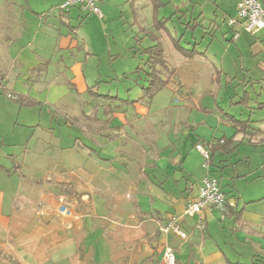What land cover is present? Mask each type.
Returning <instances> with one entry per match:
<instances>
[{
  "label": "rangeland",
  "instance_id": "rangeland-1",
  "mask_svg": "<svg viewBox=\"0 0 264 264\" xmlns=\"http://www.w3.org/2000/svg\"><path fill=\"white\" fill-rule=\"evenodd\" d=\"M5 1L4 11L10 12L0 16V67L8 66L10 70L6 86L38 103L20 106L0 92V214L3 219L10 218V211L16 212L31 197L41 200L51 189L49 180L54 178L79 181L87 168L98 171L109 165L123 177L127 175L125 169L132 168V161L125 156L114 158L102 149L108 145L114 147L117 140H105L104 135L113 130L107 128L101 133L99 120L106 116L105 110L115 111L116 107L121 110V116L126 115L129 120L136 118L141 104L137 100L144 98L142 89L148 84L142 52L154 44L152 35L160 37L166 60L179 70L171 78L173 82L156 96V105L185 102L215 109L219 105L238 119L242 112L249 114L248 109L231 107V99L240 101L244 95V89L237 83L244 78L246 69L257 71L253 54L258 50V37L229 24L237 17L236 0H103V17L77 7L71 8L72 13L61 10L67 0ZM33 11L45 13L38 19ZM155 17L173 18L167 25L170 35L161 37L155 28L152 30ZM193 19L202 26L196 30L188 28L186 23ZM145 29H150L148 36ZM19 32L24 33L22 37ZM170 36L180 38L185 48L196 49L198 53L193 58L180 54ZM8 37L12 39L8 41ZM22 50L37 56L40 65L25 79L16 81L12 61ZM139 66L142 69L138 70ZM219 72L222 74L219 84L223 87L217 91L218 85L212 81ZM230 78L235 80L226 84ZM179 81L184 85L183 90L179 89ZM117 95L120 99L115 98ZM177 115L179 112L173 108L155 113L153 132L158 134L160 147L168 135H176L173 129ZM213 115L200 111L198 122L206 119L212 123ZM252 116L260 119L264 112L257 111ZM225 129L229 135L232 133L225 126L220 131ZM245 159L248 165L243 163ZM231 162L237 164L223 173H212L224 190H229L226 186L229 182L236 186L238 195L264 196L262 154L243 144ZM17 163L21 167H15ZM22 184H34L36 192L27 185L25 191ZM261 202L262 206L254 204L251 210L264 213V200ZM60 212L70 214L64 207ZM190 223L187 237L196 258L202 255L205 264L239 261L264 264V255L239 240L240 236L233 231V219L224 211L208 210L202 229L199 217ZM7 244L0 239V264H18Z\"/></svg>",
  "mask_w": 264,
  "mask_h": 264
},
{
  "label": "crops",
  "instance_id": "crops-1",
  "mask_svg": "<svg viewBox=\"0 0 264 264\" xmlns=\"http://www.w3.org/2000/svg\"><path fill=\"white\" fill-rule=\"evenodd\" d=\"M102 2L103 0L100 7ZM6 6V1L0 0L1 17L9 15L10 11H4ZM33 13L40 19L45 12ZM225 17L226 14L224 19ZM6 21L8 24V20ZM197 23L194 30L202 26V23ZM152 27L154 30V24ZM147 30L150 29H145L146 36L149 35ZM19 34L22 37L24 33ZM254 36L258 37V50L253 54L257 71L253 73L246 69L244 78L237 83L238 87L244 89V95L240 101H236L234 97L231 99V107L234 105L240 109H248L249 114L242 112L238 119L230 115L227 108L218 104V109L187 105L185 102L177 105L170 102L169 106L163 105L165 103L156 105V96L171 82L151 102L144 98L137 100L141 104L134 120H129L126 115L121 116L119 107L115 111L105 110L106 116L99 120L102 124L100 132L105 133L107 128L113 130L111 134L104 135L105 140H117V145L114 143V147L108 145L102 149L114 158L127 157V160L132 161V168L125 169V177L116 173L109 165L98 171L87 168L79 181L54 178L49 180L51 184L48 186L51 189L41 200H33L32 197L27 199L24 206L16 212L10 211V218L3 219L0 214V239L6 240L7 245L11 246L9 251L17 258L18 264H166L163 258L166 245L174 249L178 264H205L202 255L196 258L189 237L182 239L173 233L174 236H164L160 227L173 216H179L184 231L191 229L190 222L197 217L184 216L187 202L198 196L202 180L207 174L223 173L224 169L237 164L231 161L241 145L247 144L262 154L263 164L260 167L264 171V117L255 119L252 116L257 111L264 112V32ZM234 37L235 35L231 40ZM10 39L12 38H7L8 41ZM12 63L16 81H19L34 72L39 67L40 60L29 50H22ZM13 69L11 71L14 73ZM178 72L177 69L176 76ZM9 73L8 66L0 67L1 95L7 98L8 95L27 98L25 94L6 86ZM218 74L215 81H212V84L218 85L217 91L223 87L222 83L219 84L222 74ZM234 78H230L226 84L234 81ZM92 87L89 88L91 92ZM179 87L181 90L184 88L180 81ZM115 98L120 99L119 95ZM29 99L38 103L34 98ZM171 108L179 112L173 129V134L175 131L176 135L172 136L173 139L168 135L164 145L160 147L157 144L158 134L153 132L156 124L153 125L152 120L156 117L155 113H163ZM200 111L213 113L212 123L206 119L199 123ZM237 120L248 121V129L238 130ZM222 126L232 133L229 135L226 129L220 131ZM205 128L207 129L204 130ZM221 139L227 141L228 146L212 153L213 170L207 171L201 154L195 149L196 144L204 143L210 150L206 144H217ZM246 159L243 163L248 165ZM260 177L262 176L258 178ZM57 182L70 184L76 195H60ZM26 185L31 188L29 190L36 192L34 184ZM26 185L22 184L25 191L28 188ZM226 186L229 187L228 191L221 187L229 199L228 207H231L224 212L233 219V231L240 236L242 243L264 255V213L251 210L254 204L263 205L261 201L264 196L245 197L238 195L233 183L227 182ZM61 207L70 214L61 213ZM213 209L206 208L198 216L199 225L202 220L206 221L207 211ZM238 263L243 264L240 261L229 262Z\"/></svg>",
  "mask_w": 264,
  "mask_h": 264
},
{
  "label": "built area",
  "instance_id": "built-area-1",
  "mask_svg": "<svg viewBox=\"0 0 264 264\" xmlns=\"http://www.w3.org/2000/svg\"><path fill=\"white\" fill-rule=\"evenodd\" d=\"M102 0H67L61 6L62 10H70L71 7H78L81 11L93 13L103 17L100 2ZM237 17L229 21L232 27H240L242 30L257 34L264 32V0H237ZM10 99H17L15 95H8ZM197 151L203 158V166L209 170L211 167V152L201 143L196 144ZM206 208H214L226 211V196L221 187L219 179L211 174H207L202 180L199 194L195 199L189 200L184 208V216L195 218L200 216ZM203 228V224L199 225ZM160 232L164 236L171 233L182 239L187 238V234L182 227L181 217L173 216L160 227ZM163 258L166 264H178L176 253L169 245L164 246Z\"/></svg>",
  "mask_w": 264,
  "mask_h": 264
},
{
  "label": "trees",
  "instance_id": "trees-1",
  "mask_svg": "<svg viewBox=\"0 0 264 264\" xmlns=\"http://www.w3.org/2000/svg\"><path fill=\"white\" fill-rule=\"evenodd\" d=\"M169 21H173V18H157L155 17V22H154V28L155 31L159 33V35L162 36H168L170 35V29L168 28V23ZM189 28L194 29L195 27L198 26V23L196 20H193L191 22H188L186 24ZM157 33V34H158ZM172 40V44L174 49L179 52L180 54L184 55L185 57L193 58L198 51L196 49L189 50L185 48L182 45L181 39H177L175 37L170 36ZM152 41L154 44L147 49H145L142 53L146 57V69H143L147 76V86L143 88V97L144 99L147 100V102H151L153 98L164 88H166L169 83L171 82V78L176 75L177 69L173 68L170 66L168 61L165 58V52H164V46L162 42L160 41V37L156 35L151 36ZM233 41V40H231ZM142 69L141 67H138V70ZM92 87L91 89H93ZM16 103H18L20 106H33L35 105V101L32 99H27L23 96H17V99H12ZM240 103H243L241 101ZM234 119V118H233ZM236 127L238 130H246L249 127L248 121H236ZM201 142V141H200ZM198 144V143H197ZM202 144V143H201ZM204 145V143H203ZM207 146L210 147V152H211V164H212V153L215 152L217 149H226L228 146V142L225 141L224 139H221L217 144H206ZM15 167H21L18 163L17 166ZM9 174H11V171H7ZM59 194L64 195V196H70V195H76V192L74 189L71 187L70 184L66 183H56ZM226 196V210L230 209L229 206V199ZM239 264V263H238Z\"/></svg>",
  "mask_w": 264,
  "mask_h": 264
}]
</instances>
